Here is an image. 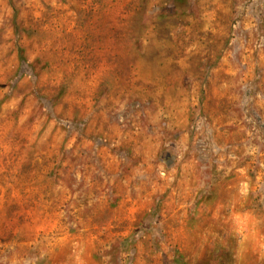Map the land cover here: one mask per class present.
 <instances>
[{
  "label": "rangeland",
  "instance_id": "374dc122",
  "mask_svg": "<svg viewBox=\"0 0 264 264\" xmlns=\"http://www.w3.org/2000/svg\"><path fill=\"white\" fill-rule=\"evenodd\" d=\"M0 264H264V0H0Z\"/></svg>",
  "mask_w": 264,
  "mask_h": 264
}]
</instances>
